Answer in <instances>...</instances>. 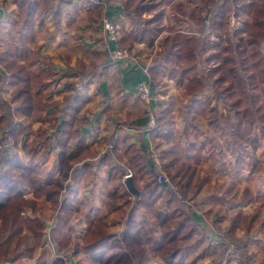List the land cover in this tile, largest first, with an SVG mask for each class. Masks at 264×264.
Returning <instances> with one entry per match:
<instances>
[{
	"label": "trees",
	"instance_id": "16d2710c",
	"mask_svg": "<svg viewBox=\"0 0 264 264\" xmlns=\"http://www.w3.org/2000/svg\"><path fill=\"white\" fill-rule=\"evenodd\" d=\"M166 1L115 0L122 7L123 16L128 19L130 18L129 12L134 13L136 17L143 14L150 15L153 12L151 17L144 21V28H136V32L134 31L132 34L123 32L121 44L128 48H131L135 42H145L151 45L155 37L162 32V10L158 11L157 9ZM192 1L196 3L197 7L200 4L202 9L207 6L212 7L215 12L216 32L217 29L224 30L226 17H228L226 2L220 6L216 0ZM53 2V0H12V4L18 9V16L11 17L10 20L7 19L5 23L13 31V35L11 36V44L4 49L0 56V63L5 68V74L0 75V126L7 133L4 140L0 141L6 145L0 157V262L21 264L31 250L42 246L45 226L40 217L43 213V207H45L50 211L52 219L50 226L51 245L42 247V254L45 255L49 252L45 259V262L48 261L49 264H66L63 255L72 246L70 249H73L74 255L81 253L92 264H130L132 260H135L137 264H146L148 262L146 246L154 256L160 257L165 264H196V261L203 255L196 254V257L191 260L189 256L191 250L205 240L202 235L204 233L200 232L199 229V226H204V223L201 214L198 212L199 208L186 205L182 188L186 191L193 188L196 172L195 166L189 162L191 156L186 150L195 148L197 154L195 160L197 161L199 154L207 147L208 139L199 132L195 137L198 143L189 142L186 145L188 148H185V141H182L181 146H178L176 141L186 138L190 133L184 126L180 132L175 133V136L178 137H174L175 143L171 149L160 155L161 159L169 157L171 166L176 164L175 173L169 176L171 177L170 180L175 182V186L182 191L183 196L178 198L164 182H156L153 170L149 167L144 153L138 146L129 142L128 136L124 133L119 136L115 135L112 148H106L97 162L99 165H103L107 175L105 191L108 214L112 212H116L117 215L122 214L120 220L124 223V228L121 231H113L107 223H117V221H108L105 220V216H97L87 223L88 226L83 235L81 237L76 236L75 242L70 244L73 240L71 237L73 232L68 222L71 220L70 215L73 213L76 200L71 197L72 188L68 182L55 178L54 175L57 172H62V163L67 158L65 155L67 150L61 148L74 138L75 150L79 152L84 148V139L80 131L71 129L75 121L74 115H67L66 111L63 114L64 121L61 123L59 133L48 134L49 132L42 123L36 131L30 129L33 123L42 121L43 115L49 108L54 107L55 109L50 121L57 119L58 104L55 102L42 103V97L48 99L51 97V93L42 94L41 92L47 85L46 79L51 78L53 74L49 72L46 66L38 68L35 72L13 63V60L24 59L28 64H33L40 57L39 55L28 57V47L35 40L36 27L45 25L44 19L47 15H51L53 22L60 21L62 8L58 6L53 11L47 6L49 3L53 6ZM85 2L82 4L78 2V5L85 8L87 12H92L90 18L94 19L95 24H98L93 11L99 12L101 3L99 1L90 2L89 0H85ZM235 2H238L243 10L254 9L251 24L245 23L242 29V31L247 32V39L240 38L235 51L233 50L234 52L230 51L232 45L229 39L213 42L212 49H216L215 66L209 74V77L214 79L210 88L220 87L222 93H225L230 99L229 103L223 104L226 107L224 114L218 111L219 100L209 110L211 112L210 117H212L209 125L212 126V129H216L217 124L222 123L220 130L222 129L226 133L227 145L231 141L233 142L231 137L237 135L246 137L247 133L251 134L250 131L254 124L264 123V103L263 106H256L255 98H247L246 96V87L249 86L252 90L256 89L255 81L258 80L262 84L260 93L264 97V57L261 53L260 42L264 33V0H235ZM63 3H66V0ZM173 9L179 13L177 11L179 9ZM198 13V10H193L190 17L194 19ZM97 27L99 28V25ZM136 34H139L140 37H137ZM162 45L165 47L167 61L176 62L181 74L188 79L186 91L194 97L188 108L192 107V103L199 106L198 114L205 117L207 112L204 113V111L209 105V101L196 98L198 93L205 91L207 80H209L206 78L205 81L197 69V55L201 42L197 41L195 37H184V35L172 30L168 36L163 38ZM247 48L253 50H247ZM233 53L238 58L248 60L246 63L249 65L244 71L251 73L250 76L237 72L235 65L237 62L240 65V62L234 59ZM42 60L45 61V58ZM92 68L95 70L91 71ZM97 68L93 65L90 69H82L80 75H83V78L67 85L72 89V94L64 96V105L72 107L71 103L77 102V95L84 92L88 86L87 82L85 84L82 82L83 79L94 75ZM154 69H149L151 77H154L152 74ZM69 71L72 73H67ZM75 72L74 70H66L67 76L78 77ZM214 75H218V77ZM63 76L64 73L58 77V80ZM152 81L156 84L155 80L152 79ZM49 83H55V80ZM77 83H80L82 87L80 92L75 89ZM6 86L13 88L9 97L4 99L1 95V89ZM234 87L238 97L233 99L235 91L232 89ZM73 107L76 113L78 108ZM161 111L163 113L162 109ZM55 124L53 123V127ZM168 136L172 137L168 132L162 133L161 129L154 131V137ZM160 144L161 142L155 144L157 149ZM59 146H62L60 148L61 153L57 155L61 161L60 164L46 171L42 167L45 159ZM121 155L125 160L124 164L117 162ZM39 157L40 160H38ZM84 168L86 170L88 165H84ZM126 169L133 172L130 180L137 190L138 196L131 195L126 190L125 180H122ZM138 180L142 182L140 186ZM197 191L198 188L196 187L194 192L197 193ZM129 197H133L134 201L131 202ZM213 198L214 202L215 198ZM244 200L247 201L246 198ZM39 202H42V208L37 206ZM78 203L80 202L78 201ZM237 225L235 222L230 224L231 229L221 235L219 233L218 235L212 234L210 231L205 232L207 234L206 239L210 244L205 248L206 252L211 249L210 246L215 250L221 247L224 251L233 246L236 248L235 241L231 242V240L235 239L234 231L237 229ZM156 233L159 235L157 236ZM220 253L223 257L224 252L221 251ZM252 258L246 257L240 263L254 264ZM38 259L41 260L40 257Z\"/></svg>",
	"mask_w": 264,
	"mask_h": 264
},
{
	"label": "rangeland",
	"instance_id": "374dc122",
	"mask_svg": "<svg viewBox=\"0 0 264 264\" xmlns=\"http://www.w3.org/2000/svg\"><path fill=\"white\" fill-rule=\"evenodd\" d=\"M89 1H99V3L102 5L99 12L93 11V13H95L94 16H96L95 19L97 18L98 25L100 26V21L104 16H106L105 12L107 5L116 4V2L115 0H105L106 2H103V0ZM216 1L220 4V6L226 2V7L228 9L226 26L224 30L217 29V32L215 30V12L212 10V7L207 6L203 7L202 9L200 4L197 3V7L196 3L192 0H167L166 2L162 3L160 5L161 8L159 7L157 9L158 11L162 10V32L159 33L158 36L156 35L157 37H155V39L153 38L154 41L151 45L145 42H135L131 48H128L127 46H123L121 44V38L123 32L126 34H132L134 31L136 32L138 28H144V21L150 18L153 12H151L152 14L150 13V15L143 14L140 17H136L134 13L129 12V19L123 16L126 21H128L129 25L127 28L117 23L115 20L109 18L110 23H112L116 29L118 37V49L125 51L128 55L127 61H123L118 64H114L110 61V57L106 49L107 46L103 41L104 38L102 36V32H100V28L97 27V32H95V34H97L98 38H101L103 41L102 49L105 52V62H109L112 67L128 63H139L141 69L149 76V78H151V81L152 79L156 81V84H154V90L153 92L151 91V97L156 101V105L158 106L157 119L154 129L149 132L154 133L155 130L161 129L162 133L168 132V134L170 136L172 135V137H155L156 141L153 140V142L155 141L153 145L154 150L152 155H149L148 158L151 160L152 164H154L156 160L159 164L160 172L155 171L154 165H152L155 178L156 175L160 173L170 182L172 187L175 188L182 197V191L175 186V182L170 180V176L175 173L176 169L174 167L176 164L171 166L169 157L161 159L160 155L163 154L164 151L171 149V146L173 143H175L174 137H178L175 136V133L180 132L183 126L184 128L187 127V130L190 131L191 134L189 133V135L186 138H182V140H177L176 138L178 146H181L182 141H185V146L188 145L189 142H192L193 144L198 143L195 137L199 132L204 134V136H206L208 139L207 147L198 156V162L195 160V156L197 155L195 148L186 150L191 156L189 162L191 165L193 164V166H195L196 172L194 177L195 179H193V188L187 189V191L182 188L184 193L183 198L186 205L199 208L198 212L201 214L204 223V226H201V228H206L203 232L204 234H202L205 240H203L202 244L197 245L193 250H191L189 259L191 260L193 257L195 258L196 254H201L203 256L198 261H196V264H239L240 261H243L246 257H253L252 261L254 264H264V246L257 244V242H264V237L261 236V234L264 233V123L254 124L250 131L251 134L247 133L246 137H243V135L231 137L233 142L230 140L231 143L228 145L226 142V133L222 131V129L220 130L222 123L217 124L216 129H212V126L209 125V121L212 120V117H210L211 112H209V110L210 108L214 107L217 100H219L217 108L221 114H224L226 111V107H224L223 104L226 105L230 102V99H228L229 97H227L225 93H222V90L219 86V88H210V84L212 85L214 79L209 77V74L212 72V68L215 66L216 52V49H212V44L213 42H220L229 39V42L231 41L232 45L230 51L234 52V49L240 38L247 39V32L242 31V29L245 23L248 25L251 24V18L254 9H250L249 11H246L245 9L243 10L241 5L238 2L236 3L235 0ZM47 6L51 8L52 5L49 3ZM173 8L176 10L179 9L177 10L179 13H177ZM193 10H198L199 12L196 17L194 16V19L190 17V13ZM14 16H18V9L14 4H12V0H0V20H2L0 21V26L5 25V28L7 29L8 26L5 24L6 20H10L11 17L13 18ZM90 16H92V12L79 13L75 16V20L78 19L80 21H89L87 17ZM51 21H49L48 25L45 24L42 27H36V40H46L48 34L50 33H48V29L50 26H52ZM73 23L71 24V27L69 25H65L63 27V32H67L65 37L68 36L70 30L74 29L75 26L73 27ZM58 27H55V29ZM172 30L184 35V37H195L197 41L201 42V47L197 55V69L200 71L199 75L205 81L206 78L209 80H207V88L205 91L200 94L197 92L198 96L196 98L209 101H206L209 103V105L204 111V113L207 112L205 117H202L198 114L199 106L193 105L192 103V107L190 109L188 108L190 102H193L194 99L193 95L188 94L186 91L188 79L185 75L181 74V70L176 62L171 63L166 59L165 47L162 45V41L163 38L168 36L169 32ZM10 32V34L0 33V56L2 55L4 49L11 44L10 42L13 31ZM80 32L83 33V40L87 41L88 32L84 30ZM85 32H87V35ZM138 35L139 34H136L137 37H140ZM260 42L261 53L264 57V33ZM251 49L252 48H247V50ZM32 55L40 56L33 64H28L24 59L13 60V63L29 71L35 70L32 69L33 65H44L47 69H49L50 73L55 74H53L51 78H57L63 73L62 70H59L57 67H55L57 66V63H48L45 56L49 55L48 53H42L28 49V57ZM233 56L235 60L240 62V65H238V62L237 65H235L237 72L250 76L251 73L244 71L247 68L246 66L249 65V63H246L248 60L245 61L243 58H238L234 53ZM43 58H45V61L42 60ZM90 59L95 62L99 61L95 56L87 55V60ZM98 63L101 64V62ZM244 63L246 64L243 65ZM93 65H95V63ZM53 66L58 71L55 72ZM96 66L99 67V65ZM150 68H155L152 70L154 71L152 73L154 77H151V73L149 74ZM4 70L5 68L0 63V75L5 74ZM94 70V68L91 69V71ZM78 72V78H76L77 81L83 78V75H80L82 70H79ZM214 76L218 77V75ZM111 78L113 80L109 78L110 84L112 87H114L116 84L115 77L113 76ZM50 81H52V79H46V82ZM255 82L257 88L252 90L249 86H247L246 96L247 98L254 97L256 100V106H263L264 97L260 93V87L262 84L258 80ZM12 88L13 87L10 86L2 87L1 95L4 99L9 97V93ZM52 88L53 87L51 85H46L45 89H42L41 92L42 94H50V92H52ZM232 91H235L232 98H237L238 93L236 92V88L234 87ZM138 100L141 103L143 112L145 114L144 106L139 98ZM52 101L53 100L51 97L48 99H46V97H42V103ZM60 102L62 103V101ZM83 108L84 107H81V109ZM161 109L163 110V113ZM44 116L45 115H43V117ZM77 117L79 119H83L86 117V114L84 112L82 113L81 111L77 113ZM41 123L45 125V129L49 132L48 134L55 131V128L53 127L54 120L51 122L48 116L44 118V121L42 118L40 123H33L30 129L36 131L37 127H39ZM243 124L246 126L245 122H243ZM73 126L75 127L76 125L73 123ZM73 126L71 129H73ZM5 136H7V133L0 126V141L4 140ZM74 141V138L70 140V146ZM158 142H161V144L157 149L155 144ZM5 146L6 145L0 143V157L2 156ZM106 147L112 148V143ZM185 148H188V146ZM105 150L106 148H104L103 153L101 152L99 154L98 152L96 155L94 154L95 156L91 155L94 157L93 160L98 161L99 158L104 154ZM66 154H68V152H66ZM98 154L99 156H97ZM77 156L78 155L74 154L75 158ZM122 163L124 164L125 160H123ZM126 171H130L133 175L131 170L126 169L125 172ZM138 183L140 186L142 182L138 180ZM196 187L198 188L197 193L194 192ZM212 198L215 200L214 202ZM244 198H246L247 201L244 200ZM210 199L212 201H209ZM130 201H134L133 198ZM83 203L84 202L82 201L81 203L75 202V208L72 211L73 213L70 215L71 220L80 219L83 216L85 207ZM37 206L42 208V202H39ZM121 217L122 214H120L118 218ZM40 220L45 226L43 231L42 246L40 248L31 250L29 253L30 256L27 254L28 257H26L21 262V264H49L47 263L48 261L45 262L49 252L45 255H43L44 253L42 254V247H49L51 245L50 226L52 219L50 211H48L45 207H43V213L40 217ZM234 222L238 225L237 229L234 231L235 239L231 240V242L235 241L236 248L233 246L224 251L221 247L218 250H215L212 246H210L211 249L206 252L205 248H207V246L210 244L208 239H206L207 234L205 232L209 231L211 228L215 232V235H218V233L219 235L224 234L228 232L229 229H231L232 226L230 227V224L232 225ZM156 235L158 236L159 233H156ZM253 238H255L254 245L253 242H251ZM72 239L73 240L70 244L75 242V238ZM145 248L147 249L146 255L148 257V262L146 264H165L160 257L154 256V254L148 250L147 246ZM69 249H67L68 251L63 255L66 260V264H92V262H90V260H88V258H86L83 254L78 253L77 255H74L73 249ZM221 251L224 252L223 257L221 256ZM39 257L41 260L38 259ZM227 261L229 263H226ZM0 264L10 263L6 261L3 263L0 262ZM130 264L137 263L135 260H132Z\"/></svg>",
	"mask_w": 264,
	"mask_h": 264
},
{
	"label": "crops",
	"instance_id": "0c3cea01",
	"mask_svg": "<svg viewBox=\"0 0 264 264\" xmlns=\"http://www.w3.org/2000/svg\"><path fill=\"white\" fill-rule=\"evenodd\" d=\"M53 1V6L50 9L55 11L58 6L62 8L61 19L59 22H53L51 21V15H47L44 19V24L48 25L49 21L52 22V26L48 29V33H50L46 40L38 41L35 38V41L29 46V49L48 53L49 55H45L48 63H57L55 67L63 71L64 76L59 80V76L57 78H50L55 80V83L47 82V85L53 87L51 89L52 92H50L53 100L52 102L58 104L57 119L54 120V123H56L54 132L59 133L61 123L64 121L63 114L65 111L67 115L71 116V114H73L75 119L74 124L76 125L75 127L73 126V129H77V131L81 132L84 139V148L78 152L75 150L76 143L73 142L70 146L69 141L63 148L59 146L53 153L48 155L42 167H44L46 171H49L53 167L59 165L61 161L57 158V155L60 154L62 150L67 149L66 152H68V154H65L67 158L62 163L63 170L62 172L55 173L54 177L67 181L70 188H72L71 197L75 198L76 202L79 201L81 203L82 201L85 203L83 216L80 219L69 220L68 222L73 232L71 235L72 238L76 236L81 237L87 229V223L97 216H105V220L108 221H117V223H110L107 221V224L111 230L121 231L124 228V223L120 220L121 218H118L119 215H117L116 212L108 214L106 208L107 195L105 191V181L107 175L104 167L102 164L99 165L96 160L94 161V157L91 155H96L98 152L99 154L101 152L103 153L104 148H107L106 146L115 140V135L119 136L124 133V135L129 137V142L141 149L152 170L153 164L148 157L153 153V145L156 139L153 135L154 133L146 129L147 119L141 103L137 98L135 89L139 83L146 82L153 92L154 83L151 81V78L143 72L139 63H128L112 67L109 62L104 61L106 59L105 52L102 49L103 41L95 34V32H97L95 27H97L98 24H95L93 21L94 19L90 17H87L89 21L75 20L76 15L87 12L85 8L78 5V2L81 4L86 3L85 0H66V3H63L64 0ZM103 2L106 1L103 0ZM105 15L123 25L125 28L129 25L128 21L123 17L122 7L118 3L107 5ZM95 20H97V18ZM72 23L73 27H75L70 30L68 36L65 37L67 32H63V27L65 25L71 27ZM1 27L0 33H11L9 28H7V30L5 26H0V28ZM55 27L58 28L55 29ZM83 30L88 32L87 41L83 40V33L80 32ZM87 32H85L86 35ZM35 34L37 36L36 29ZM87 55L95 56L101 64L91 59L87 60ZM93 62L95 63L94 66L99 65V67L94 75L83 79L82 82L84 84L87 82L88 86L84 92L77 95V102L71 103L72 107L76 106L78 108V111L75 113L74 107L72 108L64 105L63 98L64 96L66 97L72 94V89L67 87V85L75 83L78 77L67 76V73L72 72L69 71L66 73V70L75 69V73H79V70L90 69L94 64ZM34 66L35 65L32 66V69L35 70L32 71L36 72L38 68L44 65L37 64V66ZM53 69L55 72L58 71L54 66ZM113 76L116 81L114 87L110 84V79L113 80L111 78ZM60 101H62V103ZM81 107L84 108L81 109ZM81 111L86 114V117L83 119L77 117V113ZM54 112V107L49 108L43 117V121L46 116H48L50 120ZM82 120L85 121L83 122ZM43 126L46 128L45 125ZM153 140L155 141L153 142ZM74 154L78 156L75 158ZM99 154L97 156H99ZM38 160H40V157ZM123 160L124 158L121 155L117 160L118 164H123ZM84 165H88L86 170ZM132 198L133 197H129V200H132ZM112 218L118 219L114 220ZM199 229L200 232H204L206 228H201L199 226ZM261 236L264 237V233H262ZM254 239L255 238L251 240L253 245L255 243ZM258 244L264 246V242H259Z\"/></svg>",
	"mask_w": 264,
	"mask_h": 264
},
{
	"label": "built area",
	"instance_id": "2783aa9c",
	"mask_svg": "<svg viewBox=\"0 0 264 264\" xmlns=\"http://www.w3.org/2000/svg\"><path fill=\"white\" fill-rule=\"evenodd\" d=\"M100 32H102L103 36V41L106 44V49L110 57V61L114 64H118L123 61L128 60V55L125 51H122L118 49L117 47V42H118V37L116 33V29L112 23H110L109 18L107 16H104L102 20L100 21ZM76 91L80 92L82 90V87L80 84L75 85ZM136 95L138 98L141 100L145 114H146V119H147V130L151 131L155 127V122L157 119V108L158 106L156 105V101L151 97V90L150 86L146 82H141L136 86ZM154 165V170L157 172H160V167L157 162L155 161ZM132 174L130 171H126L123 176V180H126L128 178H131ZM156 182L161 183L164 182L167 187L171 190L174 191L176 196L180 198L179 193L175 188L172 187L170 182L165 179L160 173L156 175ZM210 232L215 234V232L210 228Z\"/></svg>",
	"mask_w": 264,
	"mask_h": 264
},
{
	"label": "water",
	"instance_id": "95a60500",
	"mask_svg": "<svg viewBox=\"0 0 264 264\" xmlns=\"http://www.w3.org/2000/svg\"><path fill=\"white\" fill-rule=\"evenodd\" d=\"M124 185H125V187H126V189L128 190L129 193H131L134 196H138V192L134 188V186L132 185V182H131L130 178L125 180Z\"/></svg>",
	"mask_w": 264,
	"mask_h": 264
}]
</instances>
